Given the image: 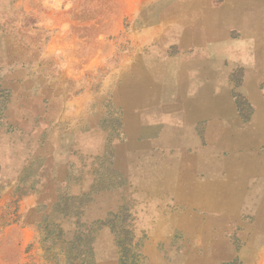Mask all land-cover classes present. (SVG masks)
<instances>
[{
	"label": "rangeland",
	"instance_id": "obj_1",
	"mask_svg": "<svg viewBox=\"0 0 264 264\" xmlns=\"http://www.w3.org/2000/svg\"><path fill=\"white\" fill-rule=\"evenodd\" d=\"M0 264H264V0H0Z\"/></svg>",
	"mask_w": 264,
	"mask_h": 264
},
{
	"label": "crops",
	"instance_id": "obj_2",
	"mask_svg": "<svg viewBox=\"0 0 264 264\" xmlns=\"http://www.w3.org/2000/svg\"><path fill=\"white\" fill-rule=\"evenodd\" d=\"M260 14H261V13H260ZM253 32H254V33H259L260 31L258 32V31L256 30V28H254V29H253ZM254 36H255V35H254ZM255 39H256V38H255Z\"/></svg>",
	"mask_w": 264,
	"mask_h": 264
}]
</instances>
